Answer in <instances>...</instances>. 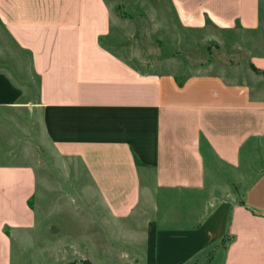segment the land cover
<instances>
[{"label":"crops","instance_id":"0c3cea01","mask_svg":"<svg viewBox=\"0 0 264 264\" xmlns=\"http://www.w3.org/2000/svg\"><path fill=\"white\" fill-rule=\"evenodd\" d=\"M167 2L185 30L261 22L260 0ZM110 27L106 0H0V264H13L14 239L36 225L31 128L1 122L24 112L36 118L38 155L86 178L82 190L59 191L88 230L64 238L55 261L264 264V53L249 56L258 73L241 76L140 71L99 42ZM227 173L234 197L222 189ZM210 189L229 198L208 213L206 202L169 198ZM79 192L87 199L75 204Z\"/></svg>","mask_w":264,"mask_h":264},{"label":"rangeland","instance_id":"374dc122","mask_svg":"<svg viewBox=\"0 0 264 264\" xmlns=\"http://www.w3.org/2000/svg\"><path fill=\"white\" fill-rule=\"evenodd\" d=\"M106 1L111 13V27L109 34L101 39V43L140 71H173L182 76L197 72L223 74L231 72L241 76L248 69L258 73L249 63V56L264 53V0H260L259 4L261 22L257 30L237 29L231 32H221L210 26L198 31L185 30L176 21L167 0ZM12 63L16 64L14 61ZM19 69L24 70V67ZM21 75L24 77L23 74ZM30 84L35 88L32 82ZM18 115V121L17 114L14 113L12 121L9 115H4L5 121L1 120V122L11 133V128L20 127L24 130L27 127L31 128L28 134L33 136L35 142L29 143L26 154L35 162L38 183L33 198L36 225L26 236L14 239L13 264H71V261H55L53 254L62 246L64 238L70 241L71 236L78 234L79 240L81 236H85L88 228L81 220L84 215L82 209L76 207L70 199L61 196L59 191L65 188L82 190L86 186V178L80 176L77 171L62 172L61 164L48 153L46 157L38 155L34 147L39 137L35 116L30 114L28 120L25 112ZM18 134L21 135L22 132ZM11 139L15 140L17 136ZM18 139L15 148L23 152L22 138L19 136ZM38 161L41 167H36ZM257 162L260 168H264L262 150ZM256 166L252 168L255 173ZM243 169L241 171H244ZM245 170L249 171L250 168ZM227 177L222 189L229 193L228 196L234 197L232 194L237 186L233 180H230V174L227 173ZM211 192L212 189L199 195H171L169 198H173L174 203L178 205H185L186 200L189 202L195 200L199 202V208L206 202V213H208L219 198H229L223 195L213 196ZM71 198L76 200L75 204H81L87 199L80 192ZM186 212L188 211H181L182 214ZM89 230L93 233L101 231L96 227ZM114 230L117 229H108V235H114ZM63 247L66 248V253L71 250L70 244Z\"/></svg>","mask_w":264,"mask_h":264},{"label":"trees","instance_id":"16d2710c","mask_svg":"<svg viewBox=\"0 0 264 264\" xmlns=\"http://www.w3.org/2000/svg\"><path fill=\"white\" fill-rule=\"evenodd\" d=\"M99 42L101 43V39H99ZM71 264H91L88 261H79V262H75V263H71Z\"/></svg>","mask_w":264,"mask_h":264}]
</instances>
